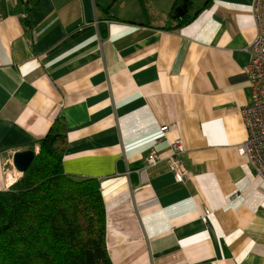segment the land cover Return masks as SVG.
I'll list each match as a JSON object with an SVG mask.
<instances>
[{
  "label": "crops",
  "instance_id": "obj_1",
  "mask_svg": "<svg viewBox=\"0 0 264 264\" xmlns=\"http://www.w3.org/2000/svg\"><path fill=\"white\" fill-rule=\"evenodd\" d=\"M176 1L0 0V192L63 118L65 173L101 181L113 264H264V181L239 153L254 0L182 17Z\"/></svg>",
  "mask_w": 264,
  "mask_h": 264
},
{
  "label": "trees",
  "instance_id": "obj_2",
  "mask_svg": "<svg viewBox=\"0 0 264 264\" xmlns=\"http://www.w3.org/2000/svg\"><path fill=\"white\" fill-rule=\"evenodd\" d=\"M67 148V128L57 118L29 169L0 192V264H113L101 181L66 174Z\"/></svg>",
  "mask_w": 264,
  "mask_h": 264
},
{
  "label": "built area",
  "instance_id": "obj_3",
  "mask_svg": "<svg viewBox=\"0 0 264 264\" xmlns=\"http://www.w3.org/2000/svg\"><path fill=\"white\" fill-rule=\"evenodd\" d=\"M252 14L257 25V36L247 51L251 60L246 70L250 79L251 103L241 109L248 138L239 147V153L245 156L253 167L257 177L264 181V0H254ZM163 133L170 131L169 127L161 128ZM172 155L168 159L171 171L178 182H185L189 174L181 169L179 155L184 152L180 141L172 144ZM161 157L156 148H153L147 159L148 167H155ZM9 176V175H8ZM211 211L206 209L202 220L207 224Z\"/></svg>",
  "mask_w": 264,
  "mask_h": 264
},
{
  "label": "water",
  "instance_id": "obj_4",
  "mask_svg": "<svg viewBox=\"0 0 264 264\" xmlns=\"http://www.w3.org/2000/svg\"><path fill=\"white\" fill-rule=\"evenodd\" d=\"M188 8V0H185L184 4L177 9L178 16L182 17ZM35 157L36 153L33 150L17 152L13 157V165L20 173L24 174L33 163Z\"/></svg>",
  "mask_w": 264,
  "mask_h": 264
},
{
  "label": "rangeland",
  "instance_id": "obj_5",
  "mask_svg": "<svg viewBox=\"0 0 264 264\" xmlns=\"http://www.w3.org/2000/svg\"><path fill=\"white\" fill-rule=\"evenodd\" d=\"M191 1L197 7L198 5H200L201 3L206 2L207 0H191Z\"/></svg>",
  "mask_w": 264,
  "mask_h": 264
},
{
  "label": "bare ground",
  "instance_id": "obj_6",
  "mask_svg": "<svg viewBox=\"0 0 264 264\" xmlns=\"http://www.w3.org/2000/svg\"><path fill=\"white\" fill-rule=\"evenodd\" d=\"M20 174L23 176V174H22V173H19V172H18V176H19ZM9 182H12V183H14V182H15V179L13 178V176H12V175H9ZM16 182H17V181H16ZM16 182H15V183H16Z\"/></svg>",
  "mask_w": 264,
  "mask_h": 264
}]
</instances>
